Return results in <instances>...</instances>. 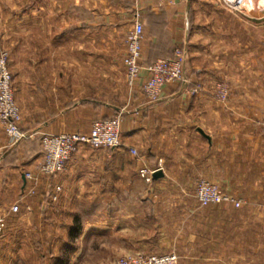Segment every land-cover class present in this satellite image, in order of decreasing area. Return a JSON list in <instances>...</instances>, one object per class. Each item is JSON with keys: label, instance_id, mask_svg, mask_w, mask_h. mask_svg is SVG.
Segmentation results:
<instances>
[{"label": "crops", "instance_id": "0c3cea01", "mask_svg": "<svg viewBox=\"0 0 264 264\" xmlns=\"http://www.w3.org/2000/svg\"><path fill=\"white\" fill-rule=\"evenodd\" d=\"M117 1L80 0L83 10H46V22L25 26L32 41L46 37L47 52L31 57L30 115L24 114L23 130L35 137L13 144L0 123V211L8 214L14 205L23 211L30 200L31 215L44 214L65 237L76 223L71 217L76 206L92 200L100 206L123 191L128 207L153 208L152 228L134 225L138 235L155 232L159 238L166 201L144 202L134 192H158L174 176L180 183L201 176L224 191L254 190V205L263 207L264 76L256 68V47L248 48L244 20L230 10H214L201 26L199 0H141L138 14L133 2L129 10ZM32 15L38 20L39 10ZM137 19L144 25V69L134 87L120 89L126 81L125 39ZM252 24L256 28L257 22ZM5 32L0 30L3 42ZM178 49L186 54V82L166 86L162 100L152 104L142 90L149 78L146 68L158 59H173ZM220 81L230 89L226 103L216 98ZM124 108L129 110L121 148H84L62 174L40 173L44 152L36 136L88 135L96 120ZM130 148L138 150L139 159ZM147 167H161L163 176L147 183L140 174ZM28 172L40 179L31 199ZM234 222L238 229L208 233L207 264H264V215L239 216ZM74 233L82 236L85 230Z\"/></svg>", "mask_w": 264, "mask_h": 264}, {"label": "rangeland", "instance_id": "374dc122", "mask_svg": "<svg viewBox=\"0 0 264 264\" xmlns=\"http://www.w3.org/2000/svg\"><path fill=\"white\" fill-rule=\"evenodd\" d=\"M199 1L202 7L199 10L201 26H206L207 14L214 10H230L244 20L247 25L248 48L254 50L256 47V68L259 71L261 67L264 76V0ZM79 2L80 0H0V30H6L8 35L6 42L0 38V55L7 54L12 93L22 118L19 128L26 136L22 141L35 137L23 130L26 122L24 114L30 115L31 57L32 54L38 53L41 56L47 52L46 37L32 41L31 32L25 26L37 21L46 22V10H83L79 7ZM132 2L138 14L140 0H118L117 4L123 8L128 6L130 10ZM34 10L40 12L38 20L32 15ZM223 17L226 18L227 15ZM254 21L257 22L256 28L252 24ZM254 38L256 46L252 43ZM254 57L252 56V60ZM219 83L223 82L217 84ZM124 87H130L127 81L123 84L120 82V89ZM128 110L124 108L123 114ZM44 136H36L39 143H42ZM173 179L177 177L174 176L169 180L167 188L158 192H134V198L144 202L160 199L166 201L163 208L166 212L161 217V225L164 226L162 237L155 236V232H147L145 236L138 235L133 226L152 228L151 222L155 215L151 212L153 208L148 206L128 207L127 192H117L115 199L104 200L100 206L93 200L76 206V213L71 217H79L85 234H76L75 238L69 233L61 237L63 232L58 228L60 225L46 222L44 212L41 217L35 213L31 215L32 204L29 200L23 211L8 217L7 229L0 235V264H117L136 254L163 255L172 252L178 255V264H207L206 242L210 231L238 229V223L234 221L239 216L264 215V206L254 205V200L258 197L254 190L224 191L220 184L211 182L222 194L240 199L244 205L241 209L228 204L201 208L196 200V187L200 180L206 179L190 176L186 177L185 183ZM29 189L26 197L31 199ZM244 194L247 198L243 197Z\"/></svg>", "mask_w": 264, "mask_h": 264}, {"label": "built area", "instance_id": "2783aa9c", "mask_svg": "<svg viewBox=\"0 0 264 264\" xmlns=\"http://www.w3.org/2000/svg\"><path fill=\"white\" fill-rule=\"evenodd\" d=\"M141 1V0H140ZM143 42L144 25L137 19L133 28L127 33L125 39L126 56L124 65L126 69V81L130 87H134L143 65ZM185 52L176 50L175 57L161 58L156 60L146 70L149 74L148 80L144 83L142 90L150 103L156 104L162 100V91L168 86L178 82L185 81ZM216 98L218 101L226 103L229 99L230 89L226 83H219L215 87ZM196 93V90L192 92ZM123 112H119L109 119L96 120L88 135L78 133H64L59 135H45L41 140V146L44 151V159L40 165V173L46 177H53L65 172L69 162L84 148L92 150L99 149H118L123 146L121 140ZM22 118L15 102L12 88L11 75L7 65V54L0 55V123L5 129L7 136L12 139L13 144L26 139V136L20 131ZM130 153L134 158L139 159V152L130 148ZM158 169L144 168L140 174L147 183H152L153 176ZM25 179L31 183L30 195L36 194L40 179L37 175L26 173ZM60 188L57 189V192ZM55 196L53 201H57ZM196 200L201 208H207L211 205L228 204L236 209H241L244 202L232 196L222 194L218 187L207 181L200 180L196 187ZM20 212L19 205L10 208L8 214L16 215ZM8 214L0 211V235L7 229ZM179 257L176 253L163 255H144L136 254L133 257L120 260L117 264H178Z\"/></svg>", "mask_w": 264, "mask_h": 264}, {"label": "trees", "instance_id": "16d2710c", "mask_svg": "<svg viewBox=\"0 0 264 264\" xmlns=\"http://www.w3.org/2000/svg\"><path fill=\"white\" fill-rule=\"evenodd\" d=\"M154 63V62H153ZM152 63V64H153ZM152 64H149L147 67H149V66H151ZM41 150L43 151V149L41 148ZM44 152V151H43ZM51 199V198H50ZM82 228V226H81V222H79L78 221V218H76V223H75V225L73 226V231H72V233H71V235H72V237H74L75 238V236H74V232L77 230H79V229H81Z\"/></svg>", "mask_w": 264, "mask_h": 264}, {"label": "water", "instance_id": "95a60500", "mask_svg": "<svg viewBox=\"0 0 264 264\" xmlns=\"http://www.w3.org/2000/svg\"><path fill=\"white\" fill-rule=\"evenodd\" d=\"M162 176H163V173H162V171L160 170V171H157V172L154 174L153 178H154V179H158V178H160V177H162Z\"/></svg>", "mask_w": 264, "mask_h": 264}]
</instances>
